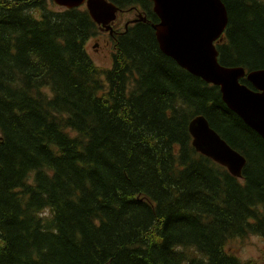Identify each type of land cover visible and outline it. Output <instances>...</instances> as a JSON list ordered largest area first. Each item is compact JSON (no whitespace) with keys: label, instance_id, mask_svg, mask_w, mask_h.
Here are the masks:
<instances>
[{"label":"trees","instance_id":"16d2710c","mask_svg":"<svg viewBox=\"0 0 264 264\" xmlns=\"http://www.w3.org/2000/svg\"><path fill=\"white\" fill-rule=\"evenodd\" d=\"M108 1L146 11L102 68L84 5L0 0V264H264L226 250L264 238L263 138L160 50L150 0ZM221 1L218 62L264 69V0ZM199 114L240 177L192 146Z\"/></svg>","mask_w":264,"mask_h":264},{"label":"water","instance_id":"95a60500","mask_svg":"<svg viewBox=\"0 0 264 264\" xmlns=\"http://www.w3.org/2000/svg\"><path fill=\"white\" fill-rule=\"evenodd\" d=\"M64 8L84 5L97 24L109 27L119 8L108 0H52ZM159 21L151 24L160 50L182 68L220 88L222 100L264 140V69L246 72L240 66H223L214 42L221 38L227 11L221 0H150ZM191 8V9H190ZM137 18L145 20L142 14ZM135 21V20H132ZM245 77L252 88L240 83ZM188 130L197 152L241 176L245 158L230 147L201 114Z\"/></svg>","mask_w":264,"mask_h":264},{"label":"rangeland","instance_id":"374dc122","mask_svg":"<svg viewBox=\"0 0 264 264\" xmlns=\"http://www.w3.org/2000/svg\"><path fill=\"white\" fill-rule=\"evenodd\" d=\"M127 17H131L130 13L128 12H122L120 15H118L116 26L118 27L119 24H121V21H123ZM93 35L89 37L85 44L86 51L96 65L102 68L110 67L112 63V53H109V47L104 45V42L102 40L104 35L100 31L99 33L97 32L95 34L96 36L94 38L92 37ZM263 239L259 235H248L244 239H235L230 241V243L226 245V250L228 252L235 253L241 260L252 259L256 262L262 263L264 261Z\"/></svg>","mask_w":264,"mask_h":264},{"label":"flooded vegetation","instance_id":"af4514ba","mask_svg":"<svg viewBox=\"0 0 264 264\" xmlns=\"http://www.w3.org/2000/svg\"><path fill=\"white\" fill-rule=\"evenodd\" d=\"M145 9V8H144ZM143 7L141 5L138 6H134L131 9H125V10H120L117 15L116 18L110 23L109 27H105V26H101V25H97V31L95 32V34L99 31L102 32V34L104 35L103 37V42L104 45L109 47V53H113L114 52V39L113 36L123 33L127 30V27L130 24H133L135 21L140 20V18L138 17V14L142 13L144 11ZM146 11V9H145ZM153 11L152 6H151V12ZM130 13L131 17H127L125 18L123 21H121V24H119V26H116V20L118 19V15H120L121 13ZM154 12V11H153ZM155 14V13H154ZM144 16V15H143ZM157 16V15H156ZM136 19L135 21H132ZM145 21V20H144ZM159 21V19H158ZM93 35L92 37L94 38L96 35ZM220 40V39H219ZM219 40H216L215 42H218ZM98 44V43H97ZM96 44V45H97ZM98 46V45H97ZM247 80V79H246ZM248 81V80H247ZM249 82V81H248ZM250 83V82H249ZM251 84V83H250ZM245 85V84H244ZM252 85V84H251ZM247 86V85H246ZM250 88V87H249Z\"/></svg>","mask_w":264,"mask_h":264},{"label":"bare ground","instance_id":"6f19581e","mask_svg":"<svg viewBox=\"0 0 264 264\" xmlns=\"http://www.w3.org/2000/svg\"><path fill=\"white\" fill-rule=\"evenodd\" d=\"M191 9V8H190Z\"/></svg>","mask_w":264,"mask_h":264}]
</instances>
